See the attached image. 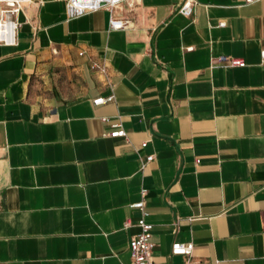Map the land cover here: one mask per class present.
<instances>
[{
    "label": "crops",
    "instance_id": "1",
    "mask_svg": "<svg viewBox=\"0 0 264 264\" xmlns=\"http://www.w3.org/2000/svg\"><path fill=\"white\" fill-rule=\"evenodd\" d=\"M182 1L122 3L117 30L107 8L23 3L0 43V264H132L143 188L158 264H186L175 242L264 264V0Z\"/></svg>",
    "mask_w": 264,
    "mask_h": 264
},
{
    "label": "built area",
    "instance_id": "2",
    "mask_svg": "<svg viewBox=\"0 0 264 264\" xmlns=\"http://www.w3.org/2000/svg\"><path fill=\"white\" fill-rule=\"evenodd\" d=\"M27 0H0L2 4L0 8V43L6 45H14L18 41V31L21 27V23L18 20V16L22 11L23 3ZM142 0H67L66 8L68 17H77L87 12L96 11L102 8H107L111 11L110 28L111 29H126L133 26L130 20L118 18L113 14V9L118 5L125 2H141ZM248 2L252 0H247ZM197 0H183L178 7V11L186 16H191L194 11V5ZM224 26L225 22H221ZM191 49V48H189ZM264 57V50L262 51ZM229 63L232 66H245L246 63L240 58H229ZM97 67L106 73V65H97ZM115 101V94H111L107 97L100 96L93 100L95 105H102L108 102ZM104 121H108L107 117L103 118ZM113 130L109 135L111 137H127V130L121 123H114ZM147 141L142 143V147H146ZM153 155H148L147 160L142 163V168L146 166V163L153 160ZM148 190L143 188L141 190V199L134 202L131 206L137 208L140 212V216L136 221V225L139 228L137 234H135L129 242L130 256L132 264H158L154 260L155 242L152 240L153 236V224L148 222L146 217L147 201L146 196ZM131 224L130 220H126L125 226L128 227ZM194 251L193 242H175L172 245V254L186 256V264H191L190 257Z\"/></svg>",
    "mask_w": 264,
    "mask_h": 264
}]
</instances>
